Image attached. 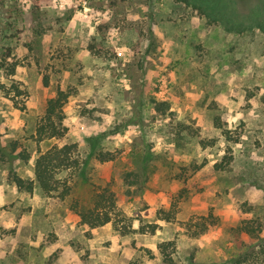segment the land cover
<instances>
[{
  "label": "rangeland",
  "instance_id": "obj_1",
  "mask_svg": "<svg viewBox=\"0 0 264 264\" xmlns=\"http://www.w3.org/2000/svg\"><path fill=\"white\" fill-rule=\"evenodd\" d=\"M214 1L0 0V264H166L163 242L174 264H264V0ZM57 88L73 95L55 143L83 162L65 200L11 177L34 178ZM94 187L155 233L82 224L70 205Z\"/></svg>",
  "mask_w": 264,
  "mask_h": 264
},
{
  "label": "trees",
  "instance_id": "obj_2",
  "mask_svg": "<svg viewBox=\"0 0 264 264\" xmlns=\"http://www.w3.org/2000/svg\"><path fill=\"white\" fill-rule=\"evenodd\" d=\"M220 1L221 0L214 1L218 3L213 9H218L219 12H222V10L223 12L224 10L229 12L231 9L229 4H223L221 7L219 4ZM251 11L252 10H250V13ZM10 55L9 53L6 57H10ZM2 62L1 60L0 67L3 66ZM16 66L17 63L10 65L8 73L12 75L15 72ZM43 82L45 85H48L49 79L45 76ZM18 89L19 88L16 87V90L19 92L20 90ZM72 95L73 93L70 91L57 88L55 95L47 101L45 112L37 120L34 130L35 141L37 143H44L46 147L45 150L40 151V154L34 161L33 179H23L15 173L11 174L12 181L19 191L24 190L28 193H32L38 188L43 194L55 196L61 200H65L71 196L76 182L75 179L82 169L83 162L79 156L75 143H63L59 145L55 142L63 139L67 134V128L63 124V107ZM10 99L14 102L12 96ZM14 104L17 105L16 102H14ZM214 126L220 130L225 141L237 143L239 138H233L231 136L230 130H228L225 123L221 121L220 117L217 116L214 118ZM216 141L217 139L215 138H200L199 145L203 149L213 147ZM25 159H27V156H25ZM96 159L100 163H104L113 160L114 156L109 152L101 151L96 154ZM232 161V154L225 155L220 162L214 165V168L217 171L225 170ZM70 207L79 217L80 222L90 228H98L111 224L113 228L122 235L135 232L140 234H154L156 231V225L152 223L141 225L138 229H135L132 220L118 209L114 192L108 187H94L87 203L74 201L71 203ZM159 213H162L164 215L163 217L167 216V213L164 211ZM163 217L161 219H166ZM205 229L206 228L202 231H205ZM242 229L249 232L245 227ZM166 248V242L159 245L163 260L166 264H174L173 258L166 251Z\"/></svg>",
  "mask_w": 264,
  "mask_h": 264
}]
</instances>
